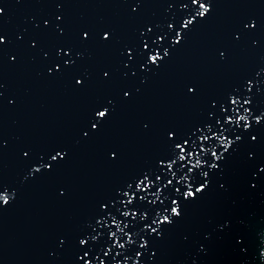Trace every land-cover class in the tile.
Instances as JSON below:
<instances>
[{
	"label": "water",
	"instance_id": "obj_1",
	"mask_svg": "<svg viewBox=\"0 0 264 264\" xmlns=\"http://www.w3.org/2000/svg\"><path fill=\"white\" fill-rule=\"evenodd\" d=\"M202 2L209 12L183 29L192 0H0V190L15 193L0 196V264H264V0ZM214 133L234 143L225 150ZM184 139L207 161L191 181L206 190L188 199L176 181L192 165L177 160L175 178L160 165ZM54 150L66 155L35 171ZM145 173L181 189L157 193L182 209L160 235L143 227L163 207L149 203L159 182L128 205L147 219L122 214Z\"/></svg>",
	"mask_w": 264,
	"mask_h": 264
},
{
	"label": "snow or ice",
	"instance_id": "obj_2",
	"mask_svg": "<svg viewBox=\"0 0 264 264\" xmlns=\"http://www.w3.org/2000/svg\"><path fill=\"white\" fill-rule=\"evenodd\" d=\"M192 3L194 5H199V10L197 11L196 13V16H193L191 17V19H187L184 21L183 23V26L182 28L183 29H187L189 28V26L193 23V21L196 19L197 16L199 17H204L210 10V5L207 4V3H204L202 2V0H192ZM3 12V8H0V13ZM253 27H255V24L252 25ZM170 28L174 27V25H169ZM88 34L85 33V36H87ZM107 33L105 34V36L107 37ZM182 36H181V33L178 32L176 34V38H175V42L176 43H179L180 40H181ZM3 38L0 37V40H2ZM160 40H163L164 37L161 36L159 37ZM145 48H148V44H145L144 45ZM167 54V50H165V55ZM163 59V56L161 55L160 51L157 50L154 54H151L149 56V60L151 63L153 64H156L158 63L159 61H161ZM77 83H83V81L81 80H78ZM251 83V82H249ZM189 91H192L194 92L195 89L194 88H190ZM125 95H129L128 93H125ZM251 103V100L250 99H244L243 100V104L247 105V104H250ZM232 104L233 105H240V100L239 98L237 97H233L232 98ZM225 111H227L225 109ZM233 111H238V108H234ZM247 112H250L251 110L250 109H246ZM109 114V108L108 107H104L102 108V110H99L98 112H96V117L98 118V120H103L105 119ZM262 119H264V117H261V116H258L256 117V121L257 123H259ZM227 120L229 122H235V123H239L240 121H249V117L248 115H240L239 117H237L235 120H233V116L229 115L227 117ZM99 127V123L96 122V123H92L91 125V128L92 129H98ZM245 127H250V122L245 124ZM209 130H211V127L209 128ZM85 136L88 135L87 132L84 133ZM168 135L170 137H174L175 136V133L174 132H170L168 133ZM215 136V138L217 140H219L221 142V144L224 145L225 147V150H227L234 142L232 140H229L227 136H224L220 133H214L213 134ZM199 139L201 141H208L211 139V137L207 136V135H202L199 137ZM237 140L240 139V137H237L236 138ZM253 140L256 139L255 136L252 137ZM186 145H188L189 147L193 148V151L192 152H188L187 148L185 147ZM174 147L176 149H179V155L176 156L175 159H171V160H168V161H165V160H161L160 161V165L164 166L166 165V169L171 171V175L173 178L176 177V172L175 171H172L173 169V166L176 164V161L179 160V161H187V164H190L192 165V167L190 168H187V172L184 173V175H182L180 177L179 180L176 181L177 184H180V183H183L186 185V191H184L182 193L183 197L185 199H188V198H195L197 196L198 193H201L203 191L206 190V187H207V181H205L204 183H200L199 184V187H196L195 190H193L194 186L193 184L191 183L192 179H193V176L195 175V173L193 172L194 169L196 168H200L202 166H204L205 164H207V161H205L202 157H201V154L200 152L196 151V148H197V145L195 143V141H193L191 144H189V139H184L183 140V143H177L174 145ZM210 149H207V148H204L203 149V152L204 153H207ZM211 151V155L212 157L215 158V160H220L221 159V155L217 153V151L213 148L210 150ZM28 152L25 151L24 152V156H28ZM66 155V152L63 151V150H54V154H51L50 157H49V160L50 162H45V163H40L37 165V167L35 168V171H40L41 168H47L48 170H51L53 168V163L56 162L58 163V158L62 159L64 158V156ZM112 156L115 157L116 156V153L113 152L112 153ZM191 156L192 158L195 157V163H193V159H188V157ZM203 161V162H201ZM183 167H187V165H183ZM212 168H218L219 165L216 164V163H213L211 165ZM189 173H192L193 175L190 176ZM153 175V173H145L143 175V177L141 179L138 180V182H136V191H126L124 192V196L127 197L126 200L123 201V206L125 209H128V205L132 204L136 199H137V193L138 192H149V190L153 187V186H156L157 183L159 182V186L157 187V191L155 193H151V195L154 197V199L150 200L149 203L151 204H155L157 201H160V204L163 205V207H161L158 211H156L155 213V219H153L151 221V223H146L144 224V229L145 230H150L151 233H156L157 235H160L161 233L159 232V228H160V225H163V224H170L172 223V218L173 217H179L181 214H182V209H181V206H180V202H179V199H171V208L169 210V207L167 205H165V202L164 200L161 199V196L160 195H157V193H162L163 190L165 188H168L169 186H172L174 188V191L175 193H180L181 192V189L180 187H176L174 184H173V179H167L166 183L163 182V174H158L156 175V178L155 180L151 179L150 176ZM204 176H207L208 173L205 172L203 174ZM183 181V182H182ZM129 189H131V185H129ZM11 194V200L9 201V199L7 198V194ZM0 196H3L4 199H3V204L4 205H7L9 204L14 196H15V193L13 192H10L9 190L5 189V190H0ZM139 200L140 201H145V200H148V196L147 195H140L139 196ZM104 208H107L108 205L105 204L103 205ZM123 216L125 217H128V216H131L133 218H136L137 216H139L140 220H145L147 219L148 217V212L145 211L142 215H140L137 211H132L130 209L128 210H125L123 211ZM109 215H111V213H109ZM112 224L116 226L117 228V231L121 234L124 233V227H121V225L123 224V221L117 219L115 216H113L112 218ZM153 225H156L155 227H153ZM126 227V226H125ZM117 231H114V232H111V237L115 238V244L116 246H118L120 249H123L125 247V244L124 243H120V237L117 235ZM128 240L131 241L132 240V236L129 235L128 236ZM80 243L82 245H87L88 244V240L87 239H82L80 241ZM148 244V241L147 239H144L142 244H141V247H145L147 246ZM112 249L109 248V251H111ZM119 254V253H117ZM88 253L85 252L84 253V256H87ZM137 255H140V253H137ZM81 259H84V257L82 256ZM85 264H93L92 260H87L85 261ZM99 264H104V261L103 260H100L99 261Z\"/></svg>",
	"mask_w": 264,
	"mask_h": 264
}]
</instances>
